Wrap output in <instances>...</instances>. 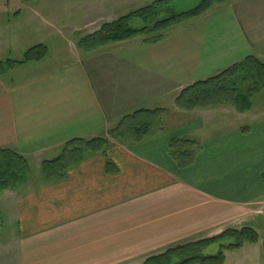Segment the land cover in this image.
<instances>
[{
	"label": "crops",
	"instance_id": "obj_1",
	"mask_svg": "<svg viewBox=\"0 0 264 264\" xmlns=\"http://www.w3.org/2000/svg\"><path fill=\"white\" fill-rule=\"evenodd\" d=\"M1 1L31 4L24 33H32L35 15L50 40L73 45L77 54L53 56V69L9 84L0 77V149L38 166L65 143L101 137L136 111H163L151 136L87 154L59 182L32 180L39 169H30L23 183L0 192V218L14 227V264H143L227 229L257 233L264 219V117L207 133L209 121L190 115L207 109H179L175 100L246 57L264 62V0H227L168 28L157 42L137 37L90 51L75 48L78 37L155 0ZM21 16L15 12L4 28H15ZM172 139L199 145L191 165L172 160Z\"/></svg>",
	"mask_w": 264,
	"mask_h": 264
},
{
	"label": "trees",
	"instance_id": "obj_2",
	"mask_svg": "<svg viewBox=\"0 0 264 264\" xmlns=\"http://www.w3.org/2000/svg\"><path fill=\"white\" fill-rule=\"evenodd\" d=\"M167 1H156L150 6L119 17L115 21L104 23L95 33L81 38L77 44L78 48L90 51L112 42H121L139 36L145 37L143 42H157L163 37V30L198 17L213 4L225 3L227 0H201L194 9L158 21L152 28H133L130 26L131 18H146L158 6ZM46 54L47 49L44 46H34L24 53L21 61L8 60L4 65L9 70L15 64L40 61ZM2 67L3 65L0 64V70ZM246 81H250L253 86L252 90L264 93V62L253 56L246 57L228 69L184 88L177 96L175 105L179 109L193 110L231 103L237 112H247L252 108L250 93L245 94L238 90V85ZM162 112V110L136 111L123 117L114 128L109 129L108 135L115 140L141 141L154 133V128L161 118L159 114ZM107 146L108 143L101 138L71 140L58 150L55 158L41 163V176L47 183L59 182L65 178L67 170L78 164L87 154L104 153ZM198 150L199 145L190 139H172L168 146L169 155L180 168L191 165ZM29 172V164L26 159L14 151L0 149V192L23 183ZM262 179L264 181V174ZM227 240H232V242L225 245L220 244L216 254L209 256L200 254L203 249L210 245ZM257 241L258 235L252 228L227 229L212 238L178 245L160 255L151 256L143 264H223L224 251L237 250L246 243L256 244ZM262 252L264 254V240ZM173 258H178L179 261L171 263Z\"/></svg>",
	"mask_w": 264,
	"mask_h": 264
},
{
	"label": "rangeland",
	"instance_id": "obj_3",
	"mask_svg": "<svg viewBox=\"0 0 264 264\" xmlns=\"http://www.w3.org/2000/svg\"><path fill=\"white\" fill-rule=\"evenodd\" d=\"M159 1L155 0L153 2H146L144 7L150 6L154 2ZM201 0H168L166 3L158 6L154 12L147 16L146 18L136 19V17L130 19V26L133 28H152L154 24L158 21L166 19L174 14L187 12L189 10L194 9ZM136 4V3H135ZM149 4V5H147ZM30 5H17L15 2L6 3L0 2V37L3 38L0 40V64L3 65L0 70V77H2L7 83H11L13 80L11 78H17L18 76H23L28 73L33 72V70L41 69L51 70L53 68L49 67L47 64L48 61H51L53 56L61 57L63 60H68L70 57H74V53L77 54L76 50L70 44H59L56 40H50L51 34H45L42 32L43 25L41 19H37L34 15V24L32 22V33L27 34L26 28H24V22L29 21L30 14L27 10L30 11ZM146 5V6H145ZM215 5V4H213ZM212 5V6H213ZM211 6V7H212ZM36 6H33L34 9ZM142 7V8H144ZM210 7V8H211ZM209 8V9H210ZM141 9V8H140ZM208 9V10H209ZM207 10V11H208ZM206 11V12H207ZM21 12V19L14 26L15 28L5 29L3 23L10 22V25L13 24L15 18L14 13ZM28 14H27V13ZM36 14V13H35ZM29 15V16H28ZM38 16V15H37ZM132 20V21H131ZM6 26V25H5ZM167 29L162 31V34L165 33ZM142 41L145 37L139 36ZM48 38L45 44H41L48 51L45 59L41 63H29V64H19L17 65L14 71L13 69L8 71V68L4 65L6 61H21L23 59L24 53L34 46H38L41 40ZM81 38L78 37L77 41ZM63 47V48H62ZM78 50V45L76 47ZM83 51V50H82ZM54 60V59H53ZM59 60H55L53 62H57ZM40 69V70H41ZM42 71V70H41ZM40 71V72H41ZM1 78V79H2ZM252 84L250 81H246L240 83L238 85V90L245 94L250 93L252 107L254 108L250 114H246L244 116H239L235 108L231 103L215 106L217 108H204L207 110H197L190 114L192 117H201L205 122L209 121L207 124V133L216 132L219 128L223 127L222 125L227 126H235L242 122V119L252 118L257 116V118L264 117V93L261 91L252 90ZM249 91V92H248ZM244 113V112H243ZM109 131V130H108ZM108 131L101 137H97L98 139H104L108 144H112L118 142V140L113 139L108 135ZM96 139V138H93ZM126 140V139H125ZM58 152V151H57ZM40 165H29V169L38 170L32 171V180H36L39 176L41 180L43 177L40 173ZM261 223V224H260ZM257 235L258 241L256 244H244L240 249L232 250V251H224L223 254L225 256L223 264H264V254L262 252V243L264 240V219L262 221H257ZM242 228V227H241ZM240 229V228H237ZM14 227L4 216L0 218V264H14V251L11 249L12 244V236H13ZM232 242V240L223 241L221 243H215L210 245L209 247L203 249L200 254L203 256L214 255L218 252L220 244H227ZM10 247V248H9ZM179 261L178 258L171 259V263H175Z\"/></svg>",
	"mask_w": 264,
	"mask_h": 264
}]
</instances>
